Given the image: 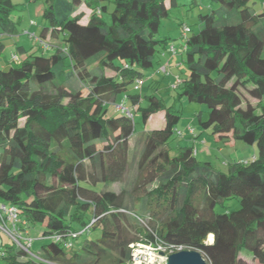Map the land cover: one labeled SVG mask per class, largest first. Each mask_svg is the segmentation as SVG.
Here are the masks:
<instances>
[{"label": "trees", "instance_id": "16d2710c", "mask_svg": "<svg viewBox=\"0 0 264 264\" xmlns=\"http://www.w3.org/2000/svg\"><path fill=\"white\" fill-rule=\"evenodd\" d=\"M100 1L113 5L109 23ZM253 1L210 0L218 8L199 15L198 31L186 27L185 38L181 32L188 73L178 78L177 99L207 108L198 124L217 140L256 146L250 160L223 173L196 161L191 147L172 153L168 142L180 118L174 106L154 95L121 96L153 68L158 47L172 46L156 35L168 16L166 2L172 7L175 0H85L90 14L83 23L84 14H75L81 0H44L38 40L59 39L63 47L22 59L27 52L17 47L18 59L0 69V203L16 207L24 227H40L46 244L26 257L16 245L0 243V263L127 264L131 244L158 239L167 251L200 252L207 264H249L242 254L264 264V9L253 10ZM13 10L11 0H0L6 34L15 32ZM240 90L258 105L243 107ZM126 102L132 119L115 110ZM133 110L143 125L162 113L163 126L139 134L131 188L89 189L124 178ZM232 201L237 210L228 208ZM97 229L98 238L80 241Z\"/></svg>", "mask_w": 264, "mask_h": 264}, {"label": "rangeland", "instance_id": "374dc122", "mask_svg": "<svg viewBox=\"0 0 264 264\" xmlns=\"http://www.w3.org/2000/svg\"><path fill=\"white\" fill-rule=\"evenodd\" d=\"M14 6V10L10 15V20L13 22L15 32L13 34H6L0 27V43L4 46L0 52V69H6L8 66L13 65L11 61L12 54H17V47H23L28 54L35 55H48L50 50L44 49L42 44L37 40L41 28L45 24V20L42 17L43 9L45 8L44 0H11ZM85 0H81L82 5L77 9L75 14L83 13L84 19L90 14V11L84 5ZM101 4L106 5L108 13L103 14L102 17L105 22L109 23V13L113 9V5L106 2L100 1ZM249 6L256 12H261L264 9L262 1L254 0L249 3ZM166 8L168 10V16L163 18L160 22V27L157 33V37L162 40H167L168 45H173L176 49V54L171 55L161 47L157 48V54L153 60V68L144 73L142 77V85L136 87L133 83L128 86L127 92L122 94H141V95H154L162 101L165 107L174 106L180 111V118L175 127V131L181 133V137H177L175 134L173 138L168 142V146L172 149V153L175 152L176 147H191L196 150L195 159L198 162H209L212 166L213 171L226 173L228 165L237 162H244L250 160L256 154L255 145H246L239 141L221 142L214 138L210 130H203L198 124V118L202 121L207 119L208 110L204 105L194 104L187 102L186 99H177L178 90L175 89L177 85V79L183 81L187 77V68L182 63L183 41L181 39L182 28L187 27L191 33H195L199 28V15L209 14L212 10L218 8V5L210 2V0H175V5L170 7L169 3L166 2ZM33 22V25L30 23ZM34 35L37 39L29 37ZM46 42L50 46H60L63 44L59 39L46 38ZM161 53H164L161 55ZM172 64L169 65L167 74H160L157 72L160 64H166L172 59ZM264 58V51H263ZM22 59V57H21ZM64 69L69 70V59L66 57L63 60ZM169 64V63H168ZM93 67V66H92ZM108 77H113V73L106 71ZM121 96L118 97L120 102ZM240 96L243 100V107L246 103H250L253 106H257L258 103L249 98L247 93L240 90ZM124 105L130 108L129 103L126 102ZM112 111L110 105L107 106ZM120 114V112H118ZM134 114V133L128 142L129 155H128V166L122 181L114 183L112 185L104 186L99 184L97 186L88 188L99 192L109 190L114 193H119L121 190H128L131 188L134 178L136 176V159L142 149V140L139 134L144 131H150L153 129H159L163 126V114L158 113L149 118L148 122L143 125L140 119L139 113ZM23 121L19 123L21 126ZM194 130L197 136L194 139V143L191 136L188 135V129ZM135 197H138L136 195ZM129 201V200H128ZM230 210H237L239 205L236 201L228 203ZM134 224L135 222L132 221ZM152 226V224H149ZM30 233L25 238L31 239L32 244L28 253H25L26 257H33L40 254L41 248L46 244V240L41 237L42 229L40 227H32L29 229ZM100 231L97 229L88 234H84L80 241L85 239L94 240L98 238ZM207 242L211 243L208 241ZM0 243L3 246L15 245V241L5 234L0 232ZM241 258L249 264H252L250 256L242 254ZM19 261H23L24 257L18 258ZM3 264V263H0Z\"/></svg>", "mask_w": 264, "mask_h": 264}, {"label": "built area", "instance_id": "2783aa9c", "mask_svg": "<svg viewBox=\"0 0 264 264\" xmlns=\"http://www.w3.org/2000/svg\"><path fill=\"white\" fill-rule=\"evenodd\" d=\"M30 25H33V22H31ZM187 33L188 29L184 27L182 30V37L185 38ZM29 37L37 39L34 35H30ZM39 42L40 44H42V47L44 49L48 50L50 48V45H48L47 42ZM168 53L171 55L176 54V49L173 45L168 47ZM11 59L17 60L18 56L12 54ZM167 68L168 65L165 64L159 68L158 72L167 74ZM176 83H179L178 79ZM135 84L136 87L141 86L142 80L137 79L135 81ZM114 107L115 110L121 111L126 117L132 119L131 110H129L123 103L116 104ZM176 135L181 137V133L178 131L176 132ZM188 135L194 137V130L189 128ZM195 153L196 151L194 150L193 154ZM21 226H23V223L21 221L19 210L12 205L0 203V232H4L5 234L9 235L13 239V241H15V245L18 247V249L25 253H28L32 244V240L25 238L27 233L24 234L23 231H21ZM73 237H75V235H73ZM51 239L55 242L61 241V238L59 236H53L51 237ZM64 245L67 249L72 247V244L69 242L65 243ZM130 250V260L127 264H164L166 259L165 257L161 256L160 253H163L165 255L175 253L167 251V247L165 246V244H163V242L158 239H155L152 242H140L131 244ZM178 251H181V248L176 249V252ZM2 257H4V254L0 251V259Z\"/></svg>", "mask_w": 264, "mask_h": 264}, {"label": "water", "instance_id": "95a60500", "mask_svg": "<svg viewBox=\"0 0 264 264\" xmlns=\"http://www.w3.org/2000/svg\"><path fill=\"white\" fill-rule=\"evenodd\" d=\"M160 255L166 259L164 264H207L201 253L195 250H181L168 255L160 253Z\"/></svg>", "mask_w": 264, "mask_h": 264}, {"label": "crops", "instance_id": "0c3cea01", "mask_svg": "<svg viewBox=\"0 0 264 264\" xmlns=\"http://www.w3.org/2000/svg\"><path fill=\"white\" fill-rule=\"evenodd\" d=\"M22 50L23 51H25V49L22 47ZM164 54V53H163ZM163 54H161V55H163ZM26 55H29L28 53H26V54H24V55H20V57H22V58H24ZM171 61L170 62H168L169 63V65H171L172 64V60H174V58H172V59H170ZM163 116V115H162ZM21 231H23V233L25 234V233H30V230L28 229V228H26V227H22L21 228ZM30 255V254H29ZM32 255V254H31Z\"/></svg>", "mask_w": 264, "mask_h": 264}, {"label": "bare ground", "instance_id": "6f19581e", "mask_svg": "<svg viewBox=\"0 0 264 264\" xmlns=\"http://www.w3.org/2000/svg\"><path fill=\"white\" fill-rule=\"evenodd\" d=\"M213 237L211 235L208 236V241L212 242Z\"/></svg>", "mask_w": 264, "mask_h": 264}]
</instances>
